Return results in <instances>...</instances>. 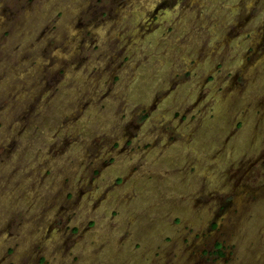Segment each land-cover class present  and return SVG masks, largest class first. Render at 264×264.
I'll return each mask as SVG.
<instances>
[{
  "label": "rangeland",
  "instance_id": "374dc122",
  "mask_svg": "<svg viewBox=\"0 0 264 264\" xmlns=\"http://www.w3.org/2000/svg\"><path fill=\"white\" fill-rule=\"evenodd\" d=\"M0 264H264V0H0Z\"/></svg>",
  "mask_w": 264,
  "mask_h": 264
}]
</instances>
